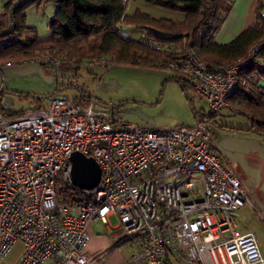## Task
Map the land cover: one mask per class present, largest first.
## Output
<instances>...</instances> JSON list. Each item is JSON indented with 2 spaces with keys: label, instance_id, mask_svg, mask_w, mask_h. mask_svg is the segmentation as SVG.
<instances>
[{
  "label": "built area",
  "instance_id": "obj_1",
  "mask_svg": "<svg viewBox=\"0 0 264 264\" xmlns=\"http://www.w3.org/2000/svg\"><path fill=\"white\" fill-rule=\"evenodd\" d=\"M140 40L166 55L158 67L179 75L207 109L191 126L125 124L82 86L83 100L52 94L16 115L0 106V259L20 242L15 264H89V223L107 225L114 215L121 241L135 246L131 264H264L254 235L233 217L254 203L212 151L201 119L229 106L253 69L264 71V38L234 64L217 66L172 43ZM73 151L98 163L92 189L71 184ZM59 188L77 189V198L62 201Z\"/></svg>",
  "mask_w": 264,
  "mask_h": 264
},
{
  "label": "rangeland",
  "instance_id": "obj_2",
  "mask_svg": "<svg viewBox=\"0 0 264 264\" xmlns=\"http://www.w3.org/2000/svg\"><path fill=\"white\" fill-rule=\"evenodd\" d=\"M7 1L0 0V22H7L3 7ZM56 8L53 0H42L39 6L34 4L25 10L26 24L34 27L39 38L51 37L48 22ZM136 10L157 19L176 22L183 21L185 17L179 10L144 0H128L125 14L132 15ZM118 27L126 37L134 40L143 33L142 29L126 21L119 23ZM49 59L59 63L52 64L47 61ZM7 61L11 64L5 65ZM0 64V88L3 91L0 106L11 114L36 104L43 105L46 97L35 100L36 95L80 97L77 86H82L97 102L107 105L115 118L125 124L155 129L191 126L199 120L194 112L198 114L207 109L205 99L186 83L183 89L172 78L174 72L164 68L116 64L107 56L87 60L69 58L64 54L16 57ZM252 121L249 115L238 114L229 105L221 108L214 120L204 124L213 134L212 145L216 153L226 160L233 173L242 176L249 191L255 208L245 205L240 211L236 210L237 220L254 234L264 256V134L246 131ZM109 221L110 225L118 224L115 216H111Z\"/></svg>",
  "mask_w": 264,
  "mask_h": 264
},
{
  "label": "trees",
  "instance_id": "obj_3",
  "mask_svg": "<svg viewBox=\"0 0 264 264\" xmlns=\"http://www.w3.org/2000/svg\"><path fill=\"white\" fill-rule=\"evenodd\" d=\"M41 1L9 0L4 4L7 22H0V62L16 57L64 54L87 60L107 56L116 64L158 69L166 55L140 38L126 37L118 27L124 21L142 29L141 35L145 38L172 43L178 50L189 49L215 66L234 64L264 38V0H257L254 22L226 43L217 42L215 36L232 8L231 0H144L182 11L185 17L180 22L157 19L138 10L127 15L128 0H53L57 8L48 22L52 35L44 39L38 37L34 27L26 24L25 15L29 6H39ZM251 74L248 83L238 88L228 103L236 113L252 118V125L246 131L264 134V89L259 85L264 79V71L253 69ZM172 78L185 89V82L179 75L174 73ZM34 97L38 100L46 96ZM75 99L83 100L84 96ZM16 114L19 113H13ZM194 114L200 119L196 112ZM216 114H207L201 119L212 121ZM212 151L216 152L214 147ZM59 189L65 202L76 199L79 192L77 189L74 192L68 191L69 188Z\"/></svg>",
  "mask_w": 264,
  "mask_h": 264
},
{
  "label": "crops",
  "instance_id": "obj_4",
  "mask_svg": "<svg viewBox=\"0 0 264 264\" xmlns=\"http://www.w3.org/2000/svg\"><path fill=\"white\" fill-rule=\"evenodd\" d=\"M231 1H232V8L228 13V15L226 16L220 30L217 32L215 36V40L219 43H226L230 41L236 35H238L242 30H244L246 27L251 25L255 19L257 0H231ZM262 12L264 14V7L262 9ZM0 66L2 67L1 64ZM259 85L264 86V79L259 81ZM1 96L2 94L0 95V97ZM37 106L40 105L36 104L33 107H37ZM220 158L224 161L227 168L231 171L226 160L221 156ZM233 174L240 179L242 186L248 193L249 191L246 188L245 183L243 182L242 176L241 175L238 176L235 173ZM252 193L255 195V190H253ZM244 207L245 205L238 208L237 212L238 210L240 211ZM253 208H255V206ZM111 216H109V218ZM233 217L236 222L237 228L241 233H252L249 230H246L247 227L244 224L239 223V221L237 220L236 210L233 212ZM88 231L90 234V240L87 246L85 247L84 253L89 264H131L130 255L134 251L135 246L134 244H132V242L121 241L123 234L118 224L106 225L99 221L90 222L88 225ZM22 250H23L22 244L20 242H16L12 247V249L10 250V252L6 255V257L0 259V264H15L19 259ZM176 264H183V263L177 262Z\"/></svg>",
  "mask_w": 264,
  "mask_h": 264
},
{
  "label": "water",
  "instance_id": "obj_5",
  "mask_svg": "<svg viewBox=\"0 0 264 264\" xmlns=\"http://www.w3.org/2000/svg\"><path fill=\"white\" fill-rule=\"evenodd\" d=\"M70 181L80 189H92L100 179V167L96 160L79 151L71 152Z\"/></svg>",
  "mask_w": 264,
  "mask_h": 264
}]
</instances>
